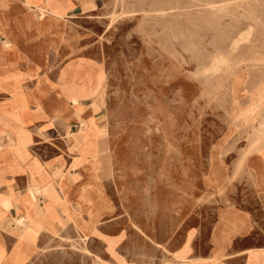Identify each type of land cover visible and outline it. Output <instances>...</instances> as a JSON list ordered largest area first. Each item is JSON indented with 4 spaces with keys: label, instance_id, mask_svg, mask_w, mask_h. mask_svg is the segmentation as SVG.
Segmentation results:
<instances>
[{
    "label": "rangeland",
    "instance_id": "obj_1",
    "mask_svg": "<svg viewBox=\"0 0 264 264\" xmlns=\"http://www.w3.org/2000/svg\"><path fill=\"white\" fill-rule=\"evenodd\" d=\"M40 3L66 20L59 2ZM94 6L69 18L53 71L77 57L100 61L85 67L99 90L90 109L103 117L101 125L88 127L89 116L81 115L78 133L67 130L70 143L59 135L62 142L33 149L50 155L84 147L98 154L101 181L121 206L108 231L126 228L117 249L130 261L168 263L187 244L192 256H208L219 204L253 186L247 156L264 147V0H98ZM98 77L105 78L103 87ZM72 109L61 106L60 115L74 120ZM222 163L227 178L214 187L211 172ZM175 193L182 204L177 214L169 208ZM161 218L171 226L168 238L141 233L143 223L157 226ZM257 226L262 237L245 245L264 246V217ZM71 230L40 240L26 264L109 258L101 240Z\"/></svg>",
    "mask_w": 264,
    "mask_h": 264
},
{
    "label": "crops",
    "instance_id": "obj_2",
    "mask_svg": "<svg viewBox=\"0 0 264 264\" xmlns=\"http://www.w3.org/2000/svg\"><path fill=\"white\" fill-rule=\"evenodd\" d=\"M46 2L52 6L59 2L65 8L62 13L66 20L55 12L44 17L36 0L34 4L33 0H0V264L31 262L42 247L40 240L63 236L70 228L85 240H101L106 249L103 252L109 255H97L102 264H137L117 249L126 228L117 233L108 231L118 223L121 206L111 186L103 178L101 181L98 154L84 147L50 155L33 149L34 143L59 141V135L65 143L72 141L74 136H67V130L78 133L75 121L85 117V110L69 102L63 85L83 82L87 63L100 67L94 58L77 57L53 71L56 52L65 46L69 18L94 10L98 0L88 7L84 0ZM55 101L59 106L55 107ZM68 104L74 120L60 115L61 106ZM247 158L245 169L253 176V186L239 190L231 204H219L209 236L210 255L194 257L187 244L176 253L171 251L175 260L166 263L165 258L160 264H264V246L245 245L251 237H262L257 234V224L264 217V147L255 146ZM222 165L219 171L211 172L214 187L222 186L227 178ZM174 195L169 208L177 214L182 211L181 196ZM161 220L157 226L143 223L141 233L149 239L165 240L171 226ZM7 222L13 231L5 228Z\"/></svg>",
    "mask_w": 264,
    "mask_h": 264
},
{
    "label": "bare ground",
    "instance_id": "obj_3",
    "mask_svg": "<svg viewBox=\"0 0 264 264\" xmlns=\"http://www.w3.org/2000/svg\"><path fill=\"white\" fill-rule=\"evenodd\" d=\"M39 1L40 0H36V5L38 8H40V10L42 11V15L44 17H46L47 15L48 16H53V14L49 12H47V9L42 7L40 4H39ZM231 1V0H230ZM226 2V1H225ZM224 2V3H225ZM229 2V1H228ZM6 3V2H5ZM209 4V3H208ZM228 4V3H227ZM4 4H1V6H3ZM210 5V4H209ZM214 5V4H212ZM211 6V5H210ZM221 8H224V7H221ZM2 9V8H1ZM219 10V8H218ZM39 11V10H38ZM133 11V10H132ZM159 11V13L157 14H161L162 13V10H157V12ZM161 11V12H160ZM53 12V11H52ZM127 12L126 14H128L129 11H125ZM131 12V10H130ZM135 12V10L133 11ZM223 12V11H222ZM136 13V12H135ZM163 13H164V10H163ZM167 13V12H165ZM130 14V13H129ZM134 14V13H132ZM131 14V15H132ZM222 14V13H221ZM135 15V14H134ZM165 15V14H163ZM41 20V19H40ZM42 23V22H41ZM40 29V28H39ZM42 31V30H41ZM44 34V33H43ZM99 35V34H98ZM197 46V45H196ZM185 59V58H184ZM90 69H92L90 67ZM93 70V69H92ZM87 77V79H86ZM92 76H91V73L90 72H86L85 73V80L83 82H79L80 84H76L74 82H67L65 85H63L64 87V95L66 96V98L69 100V102L76 107V109H79L80 111L81 110H85L83 113L87 116H89V119L87 122V126L88 127H97V126H100L101 125V122H102V119L103 117L99 114L96 113V111L94 109H90V108H94V102H95V99L97 97V93L99 90H95L93 89L92 87L95 86L93 85V81H92ZM104 77L103 78H99L98 77V81H97V84H99V86H102L103 87V82H104ZM261 93V92H260ZM264 98V97H263ZM90 109V110H89ZM66 121V120H65ZM84 121V120H83ZM67 135V134H66ZM82 138V137H81ZM83 141V140H82ZM0 146H3V144L0 142ZM32 148V147H31ZM1 149V148H0ZM82 161V160H81ZM68 164V163H67ZM70 164V163H69ZM214 168V167H213ZM78 170V169H77ZM77 173V172H76ZM64 174V173H63ZM80 174V173H79ZM78 175V174H77ZM70 176H73V175H70ZM41 177V176H40ZM64 177V176H63ZM81 177V175H80ZM85 177V176H84ZM71 178V177H70ZM43 181V180H41ZM47 182V181H46ZM57 187V186H56ZM58 188V187H57ZM39 193H42L41 190H38ZM60 192V191H59ZM64 192V191H63ZM60 202V200H59ZM58 204V203H57ZM51 205V204H50ZM60 206V205H59ZM61 207V206H60ZM55 208V207H54ZM63 212V211H62ZM61 212V213H62ZM237 212V211H236ZM60 213V212H59ZM236 214V213H235ZM23 220H19V222H22ZM240 221V220H239ZM38 224V223H36ZM17 225V224H16ZM5 228H7L8 230H11L13 231L14 229L11 228V224L8 222V224H5L4 225ZM8 226V227H7ZM1 227V226H0ZM19 227V226H17ZM79 229V228H78ZM39 230V229H37ZM38 232V231H37ZM60 234V233H59ZM39 235V234H38ZM148 237V236H147ZM35 242V241H34ZM76 245V244H75ZM38 246V245H37ZM96 261V260H95Z\"/></svg>",
    "mask_w": 264,
    "mask_h": 264
}]
</instances>
